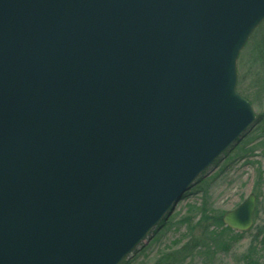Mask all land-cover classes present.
<instances>
[{
	"label": "water",
	"instance_id": "water-1",
	"mask_svg": "<svg viewBox=\"0 0 264 264\" xmlns=\"http://www.w3.org/2000/svg\"><path fill=\"white\" fill-rule=\"evenodd\" d=\"M263 22L264 0H0V264L146 244L256 124L238 62Z\"/></svg>",
	"mask_w": 264,
	"mask_h": 264
},
{
	"label": "rangeland",
	"instance_id": "rangeland-1",
	"mask_svg": "<svg viewBox=\"0 0 264 264\" xmlns=\"http://www.w3.org/2000/svg\"><path fill=\"white\" fill-rule=\"evenodd\" d=\"M249 57L247 52L246 60ZM238 68L241 73L242 69L239 64ZM247 84H245V88ZM247 93L250 94V91L246 88L245 93L242 94L252 103L257 117L261 116V119H264V99L255 101L254 97L248 98ZM256 121L244 138L220 161L210 167L200 181L186 193L176 209L163 221L162 226L148 237L147 243L128 258L132 264L141 262L152 264L159 253L171 246L172 242H186L189 239L190 227L178 222L188 215L193 216L194 222L201 217L198 210L195 209L193 213L190 211V205H195L198 208L203 204L205 190L195 188L204 179L209 180L208 206H210L211 212L216 214L236 208L253 192L256 195L259 192V196L256 199L257 207L253 227L245 231V234L238 240L236 236L228 238V242H235L228 252L221 250L211 256L198 257L196 262L198 264H246L240 257L248 251L254 238L258 235L259 228L264 227V126L261 128L259 119ZM244 148L246 151L242 152ZM230 155L232 163L231 160L225 161ZM224 167H226L225 170L221 171ZM213 177L216 179H212ZM262 238H264L263 235L259 237V240ZM261 262L264 264V257Z\"/></svg>",
	"mask_w": 264,
	"mask_h": 264
},
{
	"label": "trees",
	"instance_id": "trees-1",
	"mask_svg": "<svg viewBox=\"0 0 264 264\" xmlns=\"http://www.w3.org/2000/svg\"><path fill=\"white\" fill-rule=\"evenodd\" d=\"M247 52L251 58L249 57L246 60ZM239 65L242 72L239 73L238 91L240 93H245L247 88V90L250 91V94H246L248 98L254 97L255 101L263 100L264 22L254 31L245 48L241 52ZM245 84H247L246 88ZM242 95L244 96V94ZM257 119H259L260 127L262 128V126H264V119H261V116L257 117ZM244 151H246L245 148L242 152ZM230 160L232 163L231 155L225 161L228 162ZM225 168L226 167L221 171L225 170ZM212 179H216V177H213ZM208 186L209 180L204 179L200 185L195 188H203L205 190L203 204L198 208L195 205H190V211L193 213L195 209L198 210L201 217L194 222L193 216L188 215L178 222L190 227L189 239L186 242H172L171 246H168L166 250L159 253L155 262L152 264H198L196 258L211 256L221 250L228 252L231 249L232 244L235 243L228 242V238H234V236H236L238 240L245 234V232H238L227 226L223 221L224 213L216 214L211 212V209L209 208L210 206H208L207 202ZM256 196H259V192H257ZM263 228H259L258 235L254 238L248 251L240 257L246 264H263L261 260L264 257V238L259 240L261 235L264 236ZM122 264H132V262L127 259ZM139 264L146 263L141 262Z\"/></svg>",
	"mask_w": 264,
	"mask_h": 264
}]
</instances>
